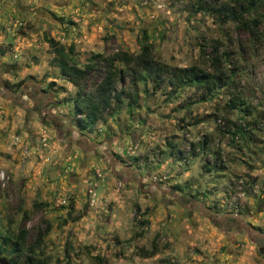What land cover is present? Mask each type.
<instances>
[{"label":"rangeland","instance_id":"rangeland-1","mask_svg":"<svg viewBox=\"0 0 264 264\" xmlns=\"http://www.w3.org/2000/svg\"><path fill=\"white\" fill-rule=\"evenodd\" d=\"M197 1L0 0V264H25L8 252L20 229L22 247L45 231L33 256L47 264H264V3L253 37ZM46 38L78 66L146 41L161 65L215 83L134 88L116 63L111 85L88 77L99 108L79 128Z\"/></svg>","mask_w":264,"mask_h":264},{"label":"trees","instance_id":"trees-1","mask_svg":"<svg viewBox=\"0 0 264 264\" xmlns=\"http://www.w3.org/2000/svg\"><path fill=\"white\" fill-rule=\"evenodd\" d=\"M202 0H198L194 10L213 12L216 16L225 20L236 23L248 33L257 36L258 19L256 11L264 3V0H227L223 3L204 4ZM255 14V16H253ZM220 18V19H221ZM45 41L55 48L57 54L56 66L60 73L75 87L76 94L73 99V111L75 114L81 115L77 119L79 128H84L96 121L98 113L99 101L92 93L85 90V84L91 73L102 71L100 83L103 85H111L116 76V63H121L125 67H130L131 84L135 88L136 82L140 79H149L153 86H159L160 83L166 81L169 85L177 87L184 84H194L198 87L210 89V85L215 83V76L209 72L196 67H182L170 69L161 65L154 59L152 46L149 42L143 41L139 44L137 53H128L124 50H116L110 55L102 57L100 54L91 55L89 62L82 66H78L71 57L67 54L72 49L68 47V51H64L62 46L57 45L51 38H46ZM211 60L217 58L213 55ZM135 90V89H134ZM130 96V104L134 102L135 91L128 92ZM236 105V104H235ZM234 105V106H235ZM241 127H237L236 131L240 133ZM235 132H232L234 134ZM48 224H46V227ZM44 230H37L34 240L27 246L22 247L25 239L26 231L20 229L15 235L14 240L10 243L8 252L14 253L22 251L24 253L25 264H47L42 259H35L33 254L37 246L42 243ZM3 247L0 246V249ZM156 250L155 245L150 249H141L139 254L144 257L151 256ZM10 264H16L14 259L9 260Z\"/></svg>","mask_w":264,"mask_h":264},{"label":"flooded vegetation","instance_id":"flooded-vegetation-1","mask_svg":"<svg viewBox=\"0 0 264 264\" xmlns=\"http://www.w3.org/2000/svg\"><path fill=\"white\" fill-rule=\"evenodd\" d=\"M104 150V148H103ZM110 159V157H109ZM211 219L213 222H219L218 224H221L224 226V229L232 230V232H235V235L244 233L243 235L247 236L248 238H251L252 241H256L257 239H261L259 234L254 233H247L246 229L248 225H246L238 215H231L229 217H214L211 215ZM219 219V220H217ZM222 219V220H221ZM263 239V238H262Z\"/></svg>","mask_w":264,"mask_h":264}]
</instances>
